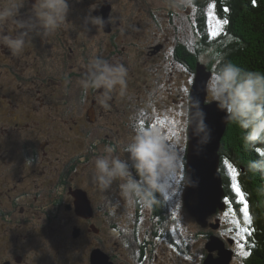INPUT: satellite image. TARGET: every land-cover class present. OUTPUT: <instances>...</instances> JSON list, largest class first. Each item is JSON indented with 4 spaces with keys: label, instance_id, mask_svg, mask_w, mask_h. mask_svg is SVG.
Returning <instances> with one entry per match:
<instances>
[{
    "label": "flooded vegetation",
    "instance_id": "af4514ba",
    "mask_svg": "<svg viewBox=\"0 0 264 264\" xmlns=\"http://www.w3.org/2000/svg\"><path fill=\"white\" fill-rule=\"evenodd\" d=\"M34 2L35 0H29V3L21 9L22 18H26ZM191 2L197 4L198 1L191 0ZM104 6H106L105 9ZM69 8L68 22L61 29L43 38L34 35L21 55L12 56L6 48L0 50V264H42V258L45 259L43 264H81L78 261L72 263L69 254L64 255L63 259L59 258L62 262L57 263L58 258L54 255V251L62 248L60 243H63L66 237L61 232L57 235L55 232L52 233L50 222L68 234L73 233L63 228L65 225L63 221L57 222L61 217L68 222L73 217L80 221L78 226L68 223V227L71 228L73 225L72 228L78 229L77 238L73 241H80L83 235L92 237L91 240L85 242V245L89 246L93 240L95 241L89 248V252L85 254L83 264H91L89 258L94 249L107 253L113 264H133V262L145 264L151 258L150 248L153 245L152 241L149 249L146 247L147 238L156 242L170 238L167 210L157 213V207L154 206L148 214L137 202L133 207L136 220L132 222V228H129L128 232L121 233L123 228L119 229L117 225L116 229L112 226L113 222L108 221L109 225L115 228L113 231L117 230V235L113 236L112 241V236L104 237V225L101 224L97 214L101 210L102 214L108 218L109 215L104 208L103 190L101 188L90 190L94 182V169L90 166L89 173L86 170L82 174V170H77L78 165L73 160L59 167L51 164L47 156L50 139L47 137L39 140L38 137L39 125L41 123L45 125L48 121L36 119V116L39 111L48 113L47 107L52 113L61 111L60 105L58 109H54L52 104L48 105L49 101L46 96L50 97V91L46 86L59 82L78 83L85 71V66L93 56L99 55L109 61H119L127 67L128 58L131 60V55L135 52L152 55L161 49L151 52L152 40L141 37L145 35V31L152 32L151 21L149 22L150 27L142 23L143 33L139 36L136 35L135 20L128 18L126 14L123 20L131 21H125V27L119 26L118 21L113 17L114 0H69ZM83 11L90 13L91 16L100 13V16L104 18L108 13V18H112V23L105 24L106 31L97 30L95 26L89 29L88 25L83 23L84 20L82 22L81 16L86 17ZM168 18L167 23L163 19L153 21L154 30L160 35L164 29L168 32H171L173 28L174 32L178 29L176 21L171 20V18L174 19L172 14L171 18L169 15ZM170 26L173 28H169ZM13 28L14 26H8L6 31L11 33ZM121 37L124 38L121 39ZM158 45L161 48L163 46L162 43ZM177 46L178 43L172 57L177 63L183 64L178 58L179 54H176ZM123 51L125 54L121 56ZM36 80L44 85L41 86L43 89L36 86ZM101 92L102 90L90 89L84 94L81 93V98L75 99L77 105L80 106L75 108L79 114L89 115L87 118H93V120L99 117L103 119L111 117V110L101 103ZM67 106L69 109H64L62 115L71 118L68 112L71 106ZM102 108H105L104 112ZM44 109L47 112H43ZM90 121L88 120L87 124L85 123L86 126L81 128L91 138L89 146L93 149V151H86L79 158L84 161L78 163L84 165H87L86 162L89 163V156L92 153L96 155L98 144L109 141L110 137V133L106 132L102 136L103 140L100 139L97 129L103 126L89 127ZM111 125L112 128L114 125ZM105 128L108 129V126ZM3 138L8 141L4 142ZM124 147L120 151L125 153ZM118 152L119 150L115 154ZM54 159L59 160L58 157ZM183 160L181 161L182 170L180 169L176 175L179 187L182 189ZM73 174L85 178L76 179L72 177ZM83 179L89 180L90 184L82 185L80 182ZM76 192L83 195L90 208V214L79 215L75 212ZM165 196L166 193L163 197L164 201ZM73 212L75 214H72ZM42 219L47 220L44 221L43 226L40 224ZM136 226L138 233H136ZM111 227L109 230L112 229ZM87 231L90 233L86 234ZM35 232H37L36 235ZM143 251L147 253L144 258L142 257Z\"/></svg>",
    "mask_w": 264,
    "mask_h": 264
},
{
    "label": "rangeland",
    "instance_id": "374dc122",
    "mask_svg": "<svg viewBox=\"0 0 264 264\" xmlns=\"http://www.w3.org/2000/svg\"><path fill=\"white\" fill-rule=\"evenodd\" d=\"M114 4L115 11L113 13V17H115V19L118 21L119 26L125 27L124 22L131 21L123 20L124 15L126 14L128 18L135 20L134 22L137 25L135 31L136 35L138 36L143 33L141 28L142 23H145L147 27H150L149 22L151 21L152 32L145 31V35L141 37H147L149 38V41L152 40L151 44H155L156 48L155 50H151V52H157L160 49L161 50L156 54L153 53L152 55H146L143 52H135L131 55V60L128 58L127 88L123 96L120 95L119 88H117V90L112 93V98L108 101L107 106V108L111 110V117L108 119L99 117L96 120H93V118H87L89 115L79 114L77 109H75L78 106L76 100L81 98V93H85L82 91L79 83L70 82L66 84L64 82H59L50 86H46L47 90L50 91L51 97L50 98L46 96L47 100L49 101L48 105L51 106L52 104L55 107L54 109H58V105H60L61 111L52 113L47 107L48 113H42V111L37 113L38 116H36V119L39 118L44 122L48 121V123L45 125L43 123L39 125V140L46 139L47 137L50 139V147L47 149L49 153L47 156L50 158L51 164H55L57 167H59L62 164H69L70 161L73 160L74 163L76 162V165H78L77 170L81 169L82 174H84L86 170L89 173L90 166L92 169H94V158L105 154L103 150L108 146L113 148L115 147V152L119 150L118 153H114L115 155L127 159L128 154L120 150L123 146H126L131 141V137L135 134L137 127L159 126L165 132V134L169 136L170 143L173 140L176 141V148L181 157L180 169L182 170L181 161L183 158H185L187 130H183L181 125L184 119L183 113L187 104L186 99L188 91L193 79H191L192 76L187 69H182L175 63L172 54L177 43L183 42L190 48L193 46V49L197 47L198 40H200V35H202L200 32L201 30L197 28L198 19L201 15H204L205 19L204 23L206 26H204V31L208 34L204 35L207 39H210V37L217 38L222 35L224 33V22L219 17L213 1L211 3H204L203 6H201L200 1L198 0L197 4L191 2L190 7L179 8L169 6V0H114ZM257 4H259V2ZM93 6H95V4ZM105 8L106 6H104V9ZM83 12L86 17L90 15V13L86 11ZM171 14L174 19L171 18ZM100 15L101 14L99 13L95 16ZM168 15L171 20L176 21L178 29H176L174 32L173 26H170L169 28H173V30L168 32L164 29L163 25L164 31L162 32V35H160V33L154 30L153 21L155 19H163V21L167 23L169 22ZM81 18L82 22L83 20L85 21V16H81ZM104 19L107 21L108 13ZM87 27L89 29H93L94 26H90L88 24ZM74 32L75 29L73 28V33ZM213 33H215V35ZM161 37L162 39L160 40ZM123 38L124 37H121V39ZM221 39H224V37H221ZM158 43L163 44L162 48L158 45ZM223 47L224 45L222 48ZM124 52L125 51L121 52V56L125 54ZM210 54H212L215 58V60L212 62H210V57L212 56H210ZM221 54L222 50H220V47L218 48L217 46H215V49L212 48V50L209 48L208 51H206L205 48V50L199 53V55L197 53L200 63L206 65V69L212 72L216 69L214 66H216V61L219 60ZM159 63L162 65L161 77H159ZM232 63L238 65L239 62L235 60ZM239 67L247 70L246 67L243 68L242 64H240ZM169 74L173 80L170 81L169 77L166 82L165 78ZM161 79L163 80V84L160 82ZM165 84H167V87ZM36 86L42 88L41 86L44 85L37 82L36 80ZM185 90H187V95ZM45 92H47L46 89ZM180 97L183 99V101L180 100ZM173 98H177V102H175ZM210 100L211 98L207 93L206 101ZM67 105L71 106L70 110H68V112L71 114V118H67L66 116L62 115V111H64V109H69ZM79 107L80 106H78V108ZM102 110L104 112L105 108H102ZM43 112H47V110L44 109ZM105 114H107V112ZM88 120H91L88 124L89 127L103 126V128L97 129L98 133H100L98 135L100 139H102V136L106 132L110 133V137L108 139L109 141L100 142L98 144V152H96V155H93L95 153H92L89 156V163L86 162L87 165H84L79 164L84 161L83 159L79 158L82 157L86 151H93V149L89 146L91 138L84 133V130H81L82 126H86ZM111 124L114 125L112 128L110 127ZM106 126H108V129L105 128ZM52 127L54 132L53 129H51ZM114 132H116V134ZM226 135L227 133L225 135L223 134V139H221L220 144V150L223 152H227L226 150L232 149V147H229L227 139H225ZM3 141L6 142L8 140H4L3 138ZM236 149L237 147H234V152L231 155L234 156V159H237ZM55 157H58L59 160L55 161ZM220 160L224 174L229 179V186L232 189L234 195H236L238 199L237 202L241 203L240 210L242 215L239 216L234 209V204H231L229 198H225V209L223 211L218 210L215 214L207 217L208 223L216 224L217 222V227L213 229L210 227V225L205 227L199 225L194 217H192L181 204L182 188L179 187L177 177L174 176L170 178L169 184L171 185V188L168 192H166L165 196V199L168 200V206H166L169 211L167 225L168 230L170 229L172 233L169 234L171 235L170 237H174L176 239L175 242L177 247L171 245L170 238L165 239L157 244H153V254H151V258L148 262H145V264H201L203 257L205 258L207 254L205 245L209 236L208 232L223 237L226 246L232 250L233 257L229 264H243L245 258L249 257L250 241L248 240V235H250V233L246 235V232L248 231V225L250 223V215L249 212L248 216H245L244 214L245 206L248 208V205L239 187V182L237 179L239 171L232 165L231 162H228L232 160L226 157V154L222 158L220 155ZM83 166L85 168H83ZM183 171L185 172V168H183ZM76 176L77 175L73 174L72 177H75L76 179L85 178L83 176ZM93 179L92 180L94 182L90 186V190L100 188L97 185L95 178ZM80 183L82 185L90 184L89 180L86 179H83ZM119 183L120 181H116L109 190H103V201L105 209L106 206H113V218L118 217V223L123 228L121 233H123V231L128 232L129 228H132V222H135L136 218L133 209L134 206L130 207L119 193ZM237 187L240 189L239 193L236 191ZM77 194L78 193L76 192L75 198ZM241 196L243 197V200H241ZM109 198L111 200L115 199V205L113 203V205H111L108 202ZM144 211L148 214L150 213L149 209L144 208ZM75 212L77 213V211ZM72 214L75 213L73 212ZM97 216L101 220V224L104 225L103 236H112V241L114 239L113 236L117 235V230L115 232L113 231V228L108 222L109 218L102 214L101 210L98 212ZM172 217H175L181 221H179L181 232L177 235L175 234L174 230L171 229V227L176 229V227L171 223ZM113 220L115 221V219ZM44 221L47 220H40L41 226L44 225ZM62 221L64 222L63 224H65L63 228L68 229L69 232L74 231V227L72 228L74 224L77 226L80 224V221L74 217L70 222L62 219V217L60 220H57V222ZM68 223L73 224L71 228L68 227ZM56 226L57 225L50 222L52 233L55 232V235H57V233L61 232L66 237V240H64L63 243H60L62 248H60L59 251H54V255L58 258L57 263L62 262L59 260V258L63 259L64 255L69 254V259L72 260V263H76L78 261L79 263L83 264L85 254L89 252V248L95 243V241L93 240L89 246L85 245V242H88L92 238L85 235L82 236L80 241H73L74 238H77L74 233L68 234V232L62 230L59 226ZM109 227L112 229L109 230ZM177 231L179 232L178 228ZM88 233L90 232L87 231L86 234ZM36 234L37 232H35V235ZM41 236L43 235L41 234ZM229 238L232 239L231 244L227 243V239ZM41 243L42 239L40 237V244ZM178 248H181L182 250H179ZM212 253L214 254V252ZM245 253H247V255H245ZM154 255H157L156 259L153 257ZM43 259L44 258H42V264L45 261V259ZM133 264L143 263L133 262Z\"/></svg>",
    "mask_w": 264,
    "mask_h": 264
},
{
    "label": "clouds",
    "instance_id": "9594fccd",
    "mask_svg": "<svg viewBox=\"0 0 264 264\" xmlns=\"http://www.w3.org/2000/svg\"><path fill=\"white\" fill-rule=\"evenodd\" d=\"M26 3L29 0H0V50L6 48L12 56L21 55L34 35L43 38L55 33L68 22L69 0H35L26 18H22L21 9ZM190 5L191 0H169L171 7ZM84 23L99 30L104 29L106 23H112V18L105 21L101 16L89 15L85 17ZM8 26H14L11 33L6 31ZM174 61L180 68L188 70L187 64ZM198 63L203 64L200 61ZM216 64L217 68L211 71L205 90L216 103V108L226 113L227 119L243 130L244 146L255 149L264 143V72L247 71L232 62L222 63L217 60ZM191 76L194 79V74ZM127 77L128 69L123 63L97 55L89 60L78 83L85 93L90 89L102 90L101 103L107 107L117 88L120 95H124ZM189 91L187 95L185 90L187 104L181 127L196 140L195 149L199 154L212 142L213 130L206 122L207 113L199 97L189 96ZM169 141V136L159 126L137 127L131 141L123 149L128 154L127 159L115 155V149L111 146L103 150L105 154L94 158L97 185L107 191L114 182L120 181L119 193L130 207L139 202L145 209H152L170 190V178L180 171L181 157L176 141ZM248 167L252 171H264V155L261 159L250 161ZM197 184L198 181L187 176L186 186L195 187Z\"/></svg>",
    "mask_w": 264,
    "mask_h": 264
},
{
    "label": "trees",
    "instance_id": "16d2710c",
    "mask_svg": "<svg viewBox=\"0 0 264 264\" xmlns=\"http://www.w3.org/2000/svg\"><path fill=\"white\" fill-rule=\"evenodd\" d=\"M198 1V0H197ZM200 5L203 6L204 3H211L216 8V11L219 17L224 22V30L223 34L219 37H214L207 39L204 34L205 33V23H204V15H201L198 19V26L201 30L200 40L197 43V50L190 48L187 44L181 42L178 43L176 48V54H179L180 61L183 64L188 65V70L191 74H194L196 70L197 63L199 61V53L203 52L206 48L208 51L209 48H214L217 46L222 50L221 57L219 60L223 62H233L238 61V65H243V68H247L248 71H259L264 72V0H199ZM259 2V4H257ZM259 5V6H258ZM224 37V39H221ZM227 38V39H226ZM221 39V40H220ZM220 40V41H219ZM224 47L222 48V46ZM155 44L151 46V50H155ZM198 53V55H197ZM214 53V51H213ZM245 53V54H244ZM212 54H210L211 56ZM215 60L214 56L210 57V62ZM217 68L216 66H214ZM161 68L162 65L159 63V70L161 77ZM164 70V69H163ZM170 77V81L173 80L171 75L169 74L165 80ZM160 82L163 84V80ZM167 87V84H165ZM180 96V94H179ZM175 102H177V98H173ZM180 100L183 99L180 97ZM187 100V99H186ZM181 103V101H180ZM243 130H241L237 125L232 122L228 123V126L225 129L224 135L227 133L226 138L229 143V147L231 150H226L227 152L219 151L221 158L226 154V157L231 159V162L234 167H236L239 171V175L237 177L239 182V187L243 193L244 198L246 199L248 205V212L250 215L251 222L248 225V231L246 235H248V240L250 241V255L245 258L243 264H264V171H252L249 169L248 165L250 161L258 160L262 158L264 155V143L259 144L255 149H249L244 146L243 143ZM242 135V136H240ZM237 147V159H234V156H231L234 152V147ZM183 162L185 163V158H183ZM241 159V160H240ZM220 172L223 178V187L225 189V198H229L231 204H234V209L241 216L240 205L241 203L237 202L238 199L236 195H234L232 189L229 186V179L223 172L220 160ZM104 197V194H103ZM94 198V197H93ZM235 199V200H234ZM108 202L111 205H115V199H108ZM113 203V204H112ZM168 200L162 198L158 204L155 205L157 207L156 212L166 211L169 213L167 205ZM173 204V203H171ZM167 205V206H166ZM105 212L109 215V222H113V227L122 229L120 224H118V217L113 218V206H106ZM115 212V208H114ZM142 215V214H141ZM115 219V221L113 220ZM168 221V219H167ZM180 220L172 217L171 223L176 227L172 228L175 234H179L180 230ZM116 222V223H115ZM139 224V222H137ZM238 224V223H237ZM239 225V224H238ZM113 228V229H115ZM116 228V229H117ZM179 229V232L177 231ZM136 233H138V227L136 226ZM170 231V229H169ZM172 234L171 231L168 232ZM211 234L208 232V235ZM171 236V235H170ZM222 240L223 237L218 235ZM174 237H170V243L173 246L177 247ZM153 241V242H152ZM152 244H157L161 241H154L147 238V245L149 247ZM149 244V245H148ZM153 245L151 246V254H153ZM228 247V246H227ZM175 248V247H173ZM180 249V248H178ZM92 253V252H91ZM147 253L142 252V257ZM108 256V261L113 264L110 256ZM157 256V255H156ZM155 258V255L153 256ZM244 258V257H243ZM242 258V259H243ZM156 259V258H155ZM204 259V257H203ZM202 259V262H203ZM91 262V254L89 258ZM242 263V260H241ZM202 264V263H201Z\"/></svg>",
    "mask_w": 264,
    "mask_h": 264
},
{
    "label": "water",
    "instance_id": "95a60500",
    "mask_svg": "<svg viewBox=\"0 0 264 264\" xmlns=\"http://www.w3.org/2000/svg\"><path fill=\"white\" fill-rule=\"evenodd\" d=\"M210 76L211 71L206 70L203 64L197 63L189 96L199 97L201 105L207 113L206 122L213 130V139L203 152L197 154L195 149L196 140L191 138L190 132L187 131L182 205L199 225L203 227L210 225L211 228L215 229L218 223H208L207 217L215 214L218 210L223 211L226 207L223 178L220 172L219 151L221 139L229 120L226 117V113L216 108L214 101H206L205 84L210 79ZM187 176H191L192 180L198 181L197 186H186ZM75 206L77 213L90 214V208L85 202L83 195L77 194ZM73 233L76 235L78 229L75 228ZM227 241L229 244L232 243V239H227ZM205 249L207 254L202 264H229L232 261V250L216 234H209ZM91 264L111 263L108 261L106 253L99 249H94L91 253Z\"/></svg>",
    "mask_w": 264,
    "mask_h": 264
},
{
    "label": "snow or ice",
    "instance_id": "6c2138e0",
    "mask_svg": "<svg viewBox=\"0 0 264 264\" xmlns=\"http://www.w3.org/2000/svg\"><path fill=\"white\" fill-rule=\"evenodd\" d=\"M215 35V33H213ZM236 191L239 193L240 189L237 187ZM241 200H243V197L241 196ZM245 216H248V208L247 206H245ZM249 222H251L250 218H249ZM245 255H247V253H245Z\"/></svg>",
    "mask_w": 264,
    "mask_h": 264
},
{
    "label": "bare ground",
    "instance_id": "6f19581e",
    "mask_svg": "<svg viewBox=\"0 0 264 264\" xmlns=\"http://www.w3.org/2000/svg\"><path fill=\"white\" fill-rule=\"evenodd\" d=\"M223 139V138H222ZM241 160V159H240ZM49 193V192H48Z\"/></svg>",
    "mask_w": 264,
    "mask_h": 264
}]
</instances>
